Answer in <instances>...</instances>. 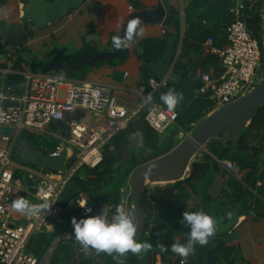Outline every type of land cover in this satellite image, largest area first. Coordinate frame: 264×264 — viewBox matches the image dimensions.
Instances as JSON below:
<instances>
[{"label": "trees", "instance_id": "trees-1", "mask_svg": "<svg viewBox=\"0 0 264 264\" xmlns=\"http://www.w3.org/2000/svg\"><path fill=\"white\" fill-rule=\"evenodd\" d=\"M88 1L92 2L93 0ZM203 3L204 0H192L188 9H185V13L195 9H199L200 13L186 26V31L182 37L181 52L174 62L172 75L167 78L166 84L154 91L151 96L153 103L167 107L160 99L162 95L168 93L169 90L182 95L183 99L174 109L178 113V119L173 124L177 133L181 129L190 133L193 132L197 124L214 110L211 100L205 95L197 93V91L203 85L201 80L203 73L210 72L214 75L222 71L219 57L212 52L203 57V52L205 43L209 39L213 40V47L216 48H221L227 43L225 25H219L216 29L206 28L203 21L208 20L209 16L204 10ZM90 6L91 3H88L85 9L91 13ZM166 8L167 17L163 22L164 33L161 36L145 38L138 43L137 55L139 60L143 61L140 67V75L144 81L152 78L158 81L162 79L159 66L166 59L170 40L174 36L180 37L182 33L181 10L173 4L167 5ZM79 12L80 10H78ZM262 15V0H258L255 6L248 3L247 8L243 11V19L252 36L259 40L264 59V40L261 34ZM52 29L49 28L51 32ZM53 34L49 33V36L51 37ZM80 39L82 42L80 49L75 53L63 55L62 57L67 66L89 61L98 52V48L88 42L87 33H84ZM38 40L33 39L28 47L10 50L8 49V43L4 42L3 37L0 35V53L9 54L10 58L13 59L14 68L22 70L19 64L22 62L21 54L23 52L41 48L50 43L49 40H41L40 45H38ZM55 53H57V50ZM192 55H194L195 61L191 58ZM128 58L129 52L124 48L119 58L98 62L94 66L82 65L68 76L72 79H83L102 63L115 65L125 62ZM32 69L35 71L34 65ZM149 110L150 106H147L135 122L130 123L126 129L120 131L105 146L104 156L99 165L94 168L81 166L76 171L70 182L75 187L72 197L75 198L81 192L87 193L90 196L89 203L92 210L86 214L82 207L69 209L61 203L58 204V202L57 207L59 208L56 209L53 218V221L56 220L54 230L34 235L27 246V250L34 253L40 262L46 257L54 240L60 234L68 230H74L73 218L77 220L86 218L89 215L98 214L102 208L107 207H110L109 212L114 214L122 203L123 189L129 183L132 170L140 164L166 154L179 144L174 139L177 133L173 132L168 137V144L165 147L161 145V135L145 121V115ZM138 133L141 135L142 145L132 152L126 164L120 167L117 165V161L121 148L124 145H131ZM20 137L30 146H36L42 142V137L28 130L22 131ZM46 145L53 148L55 144L47 141ZM209 151L211 154L204 152L200 158L197 157L192 162L190 175L186 179L163 186L148 187L144 191L141 206L145 217V227L144 234L138 241L150 243V251L141 253V255L129 252L123 257L117 253L109 255L101 252L100 259L80 255L79 264H139L141 259L147 260L149 264H156L158 255L161 256L162 264H209L198 261L194 257V253L187 259L173 253L171 251L172 244L186 242L187 236H182L179 240L170 237L172 234L169 231L170 226L172 227L177 218H182V214L188 208V201L193 195L199 194L205 202L212 203L218 199L219 194L226 193L228 186L231 184H240L242 191L237 193L253 198L255 204L253 210L258 216H264V104L252 116L250 124L237 139L228 138L226 142L216 141ZM224 160H232L240 169L249 170L241 182L237 181L233 173L225 169L222 163ZM222 168V174L229 175L226 186L220 189L213 186L214 181H209L200 191L198 182L207 177L211 171L216 172ZM258 181L261 182V185H257ZM252 190L257 195L253 194ZM201 210H206V208L191 209L190 211ZM227 213V209L224 207H220L217 211V214H220L218 216L223 218L224 222L231 219ZM216 233L217 231L215 235ZM214 236L209 238V242L213 241L211 249L213 255L217 258V264H237L238 258L236 256L239 249L236 244L228 242L222 235L217 238ZM61 247L59 246L54 253L51 264H60ZM69 250L71 251V248Z\"/></svg>", "mask_w": 264, "mask_h": 264}, {"label": "crops", "instance_id": "crops-1", "mask_svg": "<svg viewBox=\"0 0 264 264\" xmlns=\"http://www.w3.org/2000/svg\"><path fill=\"white\" fill-rule=\"evenodd\" d=\"M159 1L160 0H93L89 2L88 0H0V35L3 37V41L8 43V49L17 50L25 46L28 47L33 39H39L38 45H40L41 40L50 41L47 46L32 49L30 51L27 50L21 54L22 62L19 65H21L22 70L14 68L13 59L10 58L9 54L0 53V90L3 85H8L12 86L16 92L21 93L25 87L26 73L41 71L42 65L49 62L54 55H56V53L54 54L56 50L58 52L60 49H65L64 55L77 52L81 47L82 42L80 38L84 33H87L88 42L96 46L99 53L114 51V38L122 31L128 19L135 12L155 9ZM165 1L166 0H162L163 3ZM167 1L168 4H173L181 10L183 26L181 36H174L171 38L166 59L159 66L162 78L172 75L174 62L178 59L181 52L182 37L183 33L186 31V26H188L190 21L195 19L200 13L199 9L189 10V12L185 13V9H188L192 0ZM241 1L242 0H204V10L209 16V19L204 20L203 25L210 29H216L219 25H225L230 17V9ZM88 3H91V13L85 9ZM164 5L167 6L166 3H164ZM78 10H80L79 13ZM138 27L142 29V35L135 37L123 45V49L126 48L129 52V58L125 62L115 65L102 63L98 65L95 70L90 71L83 79L69 78L68 75L74 71L70 73L59 72V74L62 75L68 83L87 81L93 84L109 85L112 87L121 104L130 110L137 108L142 102L144 95L151 93L152 96L153 93L149 89L143 91V84L147 83V81L142 80L140 75V67L143 61L139 60L137 55L138 43L148 37L161 36L165 31L163 24L145 23ZM49 28H53L52 32ZM49 33H54V36L52 35L50 37ZM175 48V59L174 62L170 64L169 59L174 53ZM208 53L210 52L205 45L203 57ZM191 58L195 61L194 55H192ZM169 64L170 67L168 68ZM33 65L35 66V71L32 69ZM20 84H23V87H20ZM72 118L88 119L90 122L97 121L95 118L87 117L84 111L67 110L66 118L63 121L48 125L46 127V134L41 136H44V139H47L51 143L56 144L61 138L67 135L68 121ZM49 129H54L55 131L52 133ZM47 134H49L48 136L50 137H48ZM160 135L167 136V132ZM48 138H50V140ZM12 139L13 140H11L9 144L11 161L15 169H17V172L21 175H26L30 170H37L40 173L47 174L55 172V170L58 169L67 168L70 166V163L72 164L71 161L64 158H62V161H58V164L60 163L62 168L52 166V164H46L47 161L43 159L41 155L46 154L43 150H41V152L39 150L37 151V149L30 146L21 138L20 134L17 137H12ZM174 139L176 142H179V144L183 141L179 139L178 133L175 135ZM17 142H20L18 147ZM141 145L142 139L140 137L135 138L131 145H124L121 148L118 157L121 159L125 158L124 155L128 154L127 151H129L130 148L137 149ZM15 148L17 149L16 153L14 150ZM203 153L204 152H201L197 157L200 158ZM207 153H210V151ZM127 157H129V155ZM191 164L189 166L190 170ZM238 169L239 170L235 172L236 174L233 175L236 177L237 181L241 182L249 170L240 169L239 167ZM222 171L223 168L216 172L211 171L207 177L200 180L198 182L200 191L203 190L204 185L209 181H214L213 186L220 189L226 186L229 175H223ZM70 182L61 193L58 204L61 203V205L69 209L83 205L82 208H84L85 213H90L92 210V206L89 203L90 196L87 193L81 192L78 196L73 198L72 194L75 192V187L74 184ZM257 185H261V182L258 181ZM152 187H155V185H152ZM238 191H242L240 184H231L228 186L226 193L222 195L219 194L218 199L212 203L205 202L203 197L199 196V194L193 195L188 201L189 205L186 211L206 208V210L203 211L210 215L216 222V238L222 235L225 240L235 243L236 247H238L239 251L236 256L238 258L237 264H264V216H258L253 210L255 205L253 203V198L240 195L237 193ZM252 192L256 194L254 190H252ZM220 207L227 209V215L231 218L230 221L224 222L223 218L218 216L220 214H217V211ZM58 208L59 207L56 206V209ZM105 209L108 211L109 216H111L112 213L109 212L110 207ZM119 209L125 211L123 198ZM238 212H240V214H238ZM181 220L182 218H177L169 229L172 233L170 237H174L177 240L181 239L182 236H187L189 232V228L181 224ZM52 222L55 225L56 220H52ZM172 228L175 232L171 230ZM61 236L64 237L57 243V247L54 251L55 253L57 248L62 246L60 264H79L80 255L100 259L101 252H97L91 247L88 249L83 248L84 251L80 248V244L75 239H72V237H74V230H68L58 237ZM212 243L213 241L208 242L205 246H200L199 244L195 245L194 257L200 262L217 264V258L213 255L211 249ZM69 248H71L72 252ZM51 259L49 264H51ZM139 264H149V262L141 259ZM156 264H162L160 255L157 256Z\"/></svg>", "mask_w": 264, "mask_h": 264}, {"label": "built area", "instance_id": "built-area-1", "mask_svg": "<svg viewBox=\"0 0 264 264\" xmlns=\"http://www.w3.org/2000/svg\"><path fill=\"white\" fill-rule=\"evenodd\" d=\"M257 1L242 0L230 9V17L225 23L227 43L223 47H213L212 39L205 43L209 52L219 57L222 71L214 75L203 73V85L197 93L208 97L214 110L246 95L263 78L261 45L243 19L248 3L255 6ZM261 34L264 40V17ZM25 75V87L21 93L8 85H3L0 90V126L14 128L11 137L0 136V264L42 262L27 250V246L35 234L54 230L52 220L66 185L81 166L94 168L99 165L105 146L135 122L147 106L150 110L145 115V121L159 134L165 133L178 119L176 110L169 111L167 107L153 103L151 93L144 95L138 107L130 110L119 102L109 85L87 81L68 83L62 75L52 72H29ZM167 78L148 80L143 84V91H156L166 84ZM8 102L17 105H6ZM67 110H81L87 117L97 120L90 122L88 119L72 118L68 121L67 135L53 148L44 146V153L50 157H63L72 164L47 174L37 170H30L26 175L19 174L11 161L9 144L12 137L19 136L24 130L45 135L46 127L63 121ZM189 134L181 129L178 137L184 140ZM222 163L234 175L239 170L232 160ZM18 198L33 203L46 201L51 206L41 215L27 216L12 209V202ZM80 248L84 247L80 245Z\"/></svg>", "mask_w": 264, "mask_h": 264}, {"label": "water", "instance_id": "water-1", "mask_svg": "<svg viewBox=\"0 0 264 264\" xmlns=\"http://www.w3.org/2000/svg\"><path fill=\"white\" fill-rule=\"evenodd\" d=\"M264 17V0H262ZM167 17V8L160 0L153 10L135 12L125 23L122 31L115 37L126 40V28L131 21H137L138 26L145 23L163 24ZM121 46L117 48L113 41L114 51L96 52L89 61L67 66L63 62L65 49H60L54 57L41 67V72L46 73H70L79 69L82 65L94 66L97 62L113 60L123 52ZM262 80L246 95L227 103L209 113L196 126V129L174 149L166 154L135 167L130 173L129 187L123 191L125 211L134 217L137 232L134 239H139L144 234L145 217L141 206V199L148 185L163 186L183 180L190 175V164L201 152H209L210 147L216 141H224L228 138L237 139L242 131L250 124L252 116L264 104V69ZM17 105L8 102L6 105ZM14 128L12 126H0V136L11 137ZM57 170H55L56 172ZM65 236V234H64ZM64 236L56 238L49 253L40 264H49L57 247V243ZM75 239V237H72Z\"/></svg>", "mask_w": 264, "mask_h": 264}, {"label": "clouds", "instance_id": "clouds-1", "mask_svg": "<svg viewBox=\"0 0 264 264\" xmlns=\"http://www.w3.org/2000/svg\"><path fill=\"white\" fill-rule=\"evenodd\" d=\"M140 35H142V29L138 27V22L131 21L126 28V40L114 38V44L119 48L122 42L127 43ZM160 99L167 106V109L172 111L183 97L169 90ZM50 206L46 201L33 203L25 198H18L11 204L14 211L27 216L41 215L45 210L50 209ZM180 222L189 228L186 242L172 244L171 251L185 259L194 253L195 245H207L209 238L214 236L217 230L215 220L202 210L185 211ZM72 224L75 240L85 249L91 247L97 252H104L109 255L117 253L122 257L129 252L139 255L151 250L150 243L134 239L137 232L134 217L119 208L111 216L106 209L102 208L98 214L89 215L79 220L73 218Z\"/></svg>", "mask_w": 264, "mask_h": 264}, {"label": "rangeland", "instance_id": "rangeland-1", "mask_svg": "<svg viewBox=\"0 0 264 264\" xmlns=\"http://www.w3.org/2000/svg\"><path fill=\"white\" fill-rule=\"evenodd\" d=\"M164 3H166V5H167V4H168V1L166 0ZM168 5H169V4H168ZM176 47H177V45H176ZM172 53H173V52H172ZM175 53H176V48L174 49V53L170 56V59H169L170 64L174 62V59H175ZM33 56H34V55H33ZM170 64L168 65V68L170 67ZM71 79H72V78H71ZM19 86H20V87H21V86L23 87V84H20ZM47 131H48V129H47ZM49 131L53 133L55 130H54V129H49ZM166 132H167V136H164V135L161 136V145H162L163 147H165V146L168 144V140H169L168 137L170 136V134L173 133V132H174L175 134L177 133V132L175 131L173 125L170 126ZM48 135H49V134H47V136H48ZM38 136L42 137V142L39 143L38 145H36V146H32V147H34L35 149H37V151L39 150V151L41 152V150H43V147L46 145V142H47L48 140H47V139H44V138H45L44 136H41V135H38ZM48 137H50V136H48ZM138 137L141 138V136H140L139 133L137 134L136 138H138ZM48 139L50 140V138H48ZM12 140H13V139H12ZM17 141H20V140H17ZM48 142H50V141H48ZM19 143H20V142H17V147L19 146V145H18ZM50 143H51V142H50ZM14 150H15V153H16L17 149L15 148ZM135 150H136L135 148H130V150L127 151L128 154H127V155H124L125 158L121 159V158L118 157L119 159H118L117 165H119L120 167L124 166V165L126 164V162L129 160V159H127V158H128L127 156H128V155L130 156L131 153L134 152ZM41 155H42V158L45 159V160L47 161L46 164H52V166H57V167L62 168V167H61V164H60V163L58 164V161H62V158H63V157H60V158H52V157H50V156H48V155H46V154H41ZM124 156H123V157H124ZM58 165H59V166H58ZM24 177H25V176H23V178H24ZM150 185H151V184H150ZM150 185H148V187H149ZM125 187L128 188V187H129V183H127ZM125 187H124V188H125ZM171 230L175 232V230H174L173 228H172Z\"/></svg>", "mask_w": 264, "mask_h": 264}]
</instances>
